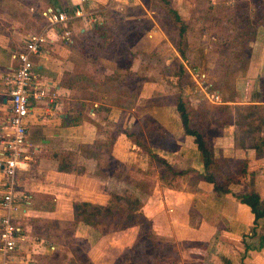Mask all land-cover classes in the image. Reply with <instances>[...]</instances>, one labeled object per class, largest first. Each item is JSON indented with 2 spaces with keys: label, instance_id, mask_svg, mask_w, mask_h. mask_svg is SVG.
I'll return each instance as SVG.
<instances>
[{
  "label": "crops",
  "instance_id": "crops-1",
  "mask_svg": "<svg viewBox=\"0 0 264 264\" xmlns=\"http://www.w3.org/2000/svg\"><path fill=\"white\" fill-rule=\"evenodd\" d=\"M5 1L0 0V4ZM28 1L44 3L39 15L45 24L39 31L47 23L41 15L45 8L62 9L71 13L79 6L85 13L91 12L92 15L78 17L68 25H56L48 29L46 42L32 56L33 71L38 80L47 84L49 93L41 101L32 103V111L27 118V140L32 147L30 165L27 171L18 172L15 181L16 194L22 197L21 201L27 203L26 212L16 215V222L23 231V240L15 253L5 255L0 250V264H64L62 262L65 259L71 263L73 252L62 250V246L52 243V234L41 233L42 230L36 227L32 218L36 220L37 215L38 219L61 221L64 220L62 209L59 208L61 206L68 207L67 214L74 216L73 204L76 202L105 205L112 194L125 188V177L136 173L153 177L150 193L146 195L141 211L151 220L152 226L155 218H158L155 216H160L168 223L164 230L159 229L158 236L161 239L169 242H176L178 239L200 242L204 247L202 264H264V246L259 248V236L264 233V217L255 221L248 206L234 196V193L241 191H256L264 200V147L258 152L253 145L254 137H264L261 131L253 129L247 132L248 136H243L241 124L233 121L219 127L217 136L211 140L215 158L247 162L245 177L241 182L230 186L232 192L218 195L213 191L211 183L201 178H191L194 183L191 189L194 192L188 191L189 200L183 207L185 213L181 211L182 207H174L173 212V207L167 209L162 203L175 201L182 195L183 182H179L178 178L182 180L187 176H176L164 182L161 167L151 159L150 153L165 159L175 171L193 169L196 173L203 174L204 167L194 137L183 132L175 105L170 102H155L157 89L159 93L163 89L165 91L166 84L177 88L172 81L175 74L170 71L172 62L184 66L187 61L179 55L176 45L173 46L166 31L156 22V10L144 0H122L119 4L109 5L107 0ZM151 1L159 5V0H150V3ZM228 2L229 0L170 1L186 23H189L190 15L194 16L193 22L187 23V41L190 46L189 33L192 31H200L204 37L207 27L209 30H216L219 29L216 25L223 23H232L236 30L234 5H228ZM19 4L23 6V2ZM129 6L142 10L143 16L151 19V24L138 40L146 54L141 58L138 54L135 55L130 65L131 74L142 78L138 88L140 95H132L133 103L125 105L124 102H118L111 83L99 80L114 72L115 62L83 52L79 39L85 29L102 21L103 13L121 11ZM3 8L0 7V126L9 115L10 85L6 77L17 66L12 55L23 49L29 34L25 35L24 30L33 27L30 20L24 23L4 18ZM22 10L27 14L34 11L33 7ZM254 11L255 8H251V17ZM263 13V10L258 13V18L255 15L257 22L253 39L249 42L251 51L247 67L235 79L236 94L226 101L233 116L236 106L254 110L264 108V84L261 82V78H264ZM66 28L71 32L69 39L63 36ZM209 36L207 44L215 47L213 54L218 53L216 47H220L223 42L216 43L218 39L214 34ZM202 44L205 42L200 45ZM152 58H156L164 70L146 69ZM101 62L107 63L104 65L106 71L94 72L96 65L93 70L92 65L97 63L101 66ZM141 62L144 64L143 68H140ZM203 74L209 77L208 73ZM106 86L108 90L104 89L106 92H103L102 88ZM147 87L152 89L150 94L145 91ZM216 92L219 93V90ZM159 96L161 98L164 95L160 93ZM136 100L138 103H135ZM208 121V126L211 127L212 121ZM152 126L154 128L151 130ZM2 133L0 129V151ZM162 140L169 143L163 144ZM113 163L116 165L114 169ZM119 166L125 174L120 175ZM3 184L4 175L0 169V198ZM149 208L153 215L147 213ZM191 213L196 215L191 216ZM75 233L74 237L84 240L87 246L95 243L100 236L90 225L81 221L76 223ZM59 253L64 258L62 262L54 261ZM88 260L91 264H96L89 253Z\"/></svg>",
  "mask_w": 264,
  "mask_h": 264
},
{
  "label": "rangeland",
  "instance_id": "rangeland-1",
  "mask_svg": "<svg viewBox=\"0 0 264 264\" xmlns=\"http://www.w3.org/2000/svg\"><path fill=\"white\" fill-rule=\"evenodd\" d=\"M37 1H40V0H37ZM144 1L147 3L148 6H151L152 8H154L156 10V12L158 14L156 13L154 15V18H155L156 22L162 27V29L166 31V33L168 34V36L171 39V43L174 46V44L178 38V35H177V30L175 28V25L170 21L169 16H167L166 13H164L165 11L161 10V6L157 5V3L153 4L152 1L150 3V0H144ZM20 2H23V6L21 4H19ZM232 4L234 5L235 2L233 0H229L228 5H232ZM43 6H44V3H42V4L37 3V2L33 3V1H28V0H24V1L6 0L4 3L0 4V7H4L3 8L4 10L2 11V13H3L2 16H4V18H12V19L18 20L20 22H24V23H26L28 20L32 21L33 27H32V29L24 30L25 35L27 33H30V32H34L37 30L39 31V29L42 28V26L45 24V21L39 15V11L42 10ZM258 6L261 7L262 10L264 11V2L260 1V4ZM27 7H33L34 11L31 14L25 13V11L22 9H26ZM252 7H254V6H252ZM119 13L121 15H123V18H124V19H122L123 21L127 22V20H128V22H129V23L127 22L126 24L125 23L121 24L122 28L130 27V28H128L129 31L126 30V32L130 33V31H133L134 29L138 28V26H140V31H142L143 25H145L148 28L151 24V19L147 18V17L145 18L143 16L144 14L142 13V10L137 9L136 7L125 8V9L119 11ZM108 15L112 16L113 18L120 17V16H116V14L114 15V14H110V13H108ZM27 16H28V18H27ZM193 18H194V16L190 15L189 23L188 22L187 23L191 24L193 22L192 21ZM143 20H145V21H143ZM133 22H134V24H132ZM215 22L219 23L218 20H215ZM205 24H206V22H205ZM216 26L219 29L209 30L207 27L206 31H205L206 35L204 37L202 36L203 33L200 31H192L189 33V35H190L189 40L191 41V46L189 45L186 47L187 57L183 58L184 60H187L184 62V67H185L186 72H185L184 78L182 79L183 80V88L179 89L176 86L177 79H178L176 74L178 73L179 69H178V65L176 64V62L173 61L172 62L173 66L170 67V71L175 74V78L172 81L175 83L174 85L177 88L169 87V85L164 83V84H166V86H165L166 94H163L165 92L163 89V91L160 93H162V95H164V96H162L160 98V96H159L160 93L157 92L159 89H157L155 92V94H156L155 97H157V100H155V102L163 101V102H170L173 104L175 101L176 95L181 93L182 96L186 99L187 98L189 99V97H191L189 99L190 100L189 102L192 105V107L196 108V110L198 109V106L207 104L204 102L205 98H204L203 92H209V91H207L205 85H201V84H203V81H201L199 79L196 80L194 78V75H192L191 71L192 72H194V71L199 72L200 71L202 73H204V72L208 73L209 77L208 76L206 77L207 81L212 85L213 90H215V91L219 90V94H220V97L222 100H226V99L228 100V99L234 97V88L232 89V85H231L232 82L230 84V81L228 82L227 78H226V80L223 79V81H222V80H220V78L217 77V75L221 74V75L226 76V75L234 72L233 71L234 67L239 66L240 64L243 63V61L238 60L237 56H235V54H234L236 51L241 50L243 41H239L237 39L238 33H236V30H234L232 23H230L229 25H227L226 23H223L220 25L217 24ZM143 32L144 31H142V35H143ZM210 34H214L216 39H218V41H216V43L219 41L223 42V43L228 42V46L225 45L224 47H221V48L216 47V50L221 51V54H217L216 52H215V54H213L215 47L209 46L207 44V39L210 38V36H209ZM187 35H188V33L186 34V39L188 38ZM203 42H205V44L200 45ZM170 49L172 50V48H170ZM169 50H168V52H170ZM151 53L153 55L152 51H151ZM137 54L139 55V58H141L143 55L146 54V50L144 49V47L142 46L141 43H138V41L134 45V56ZM154 55H156V54H154ZM119 64H124V59H122ZM95 65H96V67H95ZM104 65L106 66L107 63L101 62V66L97 65V63L96 64L94 63V65H92L91 69L93 70L95 67L94 72L99 71V70L106 71V67ZM109 65H111V64H109ZM115 65H116V62H115ZM140 65H141L140 68L141 67L143 68L144 64L142 62ZM149 68H152L155 70H159V69L164 70V68L162 66H160V64L158 63L156 58H152L151 61L148 62L146 69H149ZM202 69H203V71H202ZM112 73L110 72V74H108V75L106 74L105 77H103L102 79H99V80L103 81L106 84L111 83L113 85V88H115V89H113V94L116 96V98L121 99V96H124V94L126 92H128L127 90L123 89L124 87L126 88V84L123 85L124 84L123 82H126L125 79L129 80L126 83H127V86L130 87V89H133L134 91H136L138 88H140V87H138V84L140 82L138 80L139 77H134L130 72V68L128 70H124L122 68H117V69L115 68L114 74H113L114 79L112 80V78H111V80H110L108 77L110 75H112ZM115 80L117 82H115ZM100 88H102V87H100ZM102 89H103V92H106V91H104V89L108 90V86L103 87ZM192 89L194 90V92H191ZM151 90L152 89L150 87H147L145 91H146V93L149 92V94H150L152 92ZM221 91H224L226 94L224 96H222ZM188 92H191V93H188ZM135 95H137V97H138L140 95V91H139V93H136ZM123 99H124V101L126 100L125 98H123ZM138 100H136L135 103H138ZM126 101L129 102V100H126ZM212 105H215V104H212ZM206 109L208 110L207 112L210 114L211 113L213 114L215 112L214 108L213 109L211 108L212 110L209 108H206ZM205 114H207V113L199 114V120L201 119L203 121V125L206 126V124H210V121H208L210 119H208ZM195 116L197 119V115H195ZM234 118H235V120H237V119L239 120V123L241 124V128L243 130V131H241L243 136H248L247 132L250 130H253V129L257 132L261 131L262 133H264V108H261V109L257 108L254 110V109L245 107V108H243V114L238 115V117H236V115H235ZM235 120H234V122H235ZM212 126H213V129L209 132L204 131L205 129H203L202 126L200 127L203 129V131L205 133L206 132L209 133V136L211 137L210 140H212V138H215L217 136L216 134L219 130V127L215 126L213 123H212ZM153 128H154L153 126L150 127L151 130ZM235 129H237V128H235ZM162 142H163V144L169 143L168 141H164V140H162ZM219 161H221L223 166L224 165L227 166V168L229 170L234 171V170H238L240 168L238 160H228V159L222 160V159H219ZM112 165H113V169H114L116 165L114 163ZM120 169H121V166H119V171H121ZM222 172H224V169L221 170V174H222ZM125 173L126 172L122 170L120 172V175L125 174ZM193 175H194L193 173H189L186 175L187 177H183L182 180L180 178H178L179 182H183L182 183L183 189H184L183 193L180 197H177L176 200L174 199L175 201L169 200V203H165V201H162V203L164 204V207L167 206V209L169 207H173V208L174 207H182L181 211L183 212V207L186 205V203H188V200H189L190 194L188 191H193L191 189V186L194 185V183L191 182V181H193L192 180ZM125 178H126V182H127L124 184L125 188H120L118 191L115 192L116 195L121 197V200H118V201L120 202L121 207H124L127 210H129L131 208L133 210L136 209L137 211H140L142 213L141 207L144 205L145 198H147L146 195H148L150 193L149 187L151 186V183H152L151 179L153 177L152 176H146V175L141 174V173H136L133 176H129V177H125ZM186 189H187V191H186ZM176 202H177V204H175ZM78 205H80V204H78ZM73 206H74V204H73ZM59 208L62 209L61 214L63 213L64 220L60 221V220L38 219V217L36 215L35 218H37V219L35 220L32 218V221L33 222L35 221L34 223H35L36 227H38L42 230V231L39 230L41 233L52 234V236H53L51 238L52 243H54L55 245H58L60 247L62 246L61 247L62 250L67 249V251L70 252L72 250L73 246H75L77 248L76 252H77V255L80 254V257L74 258L75 254L73 252V255L71 256V258L74 260L71 261V263L67 259H65L63 261L64 258L62 257V254L59 253L56 255L57 257L54 258V261H61V262L63 261L62 263H64V264H80L81 261L87 260L86 258H88V253H89V256L91 257V259L93 260V262H95L96 264H109L113 261V258L115 255L114 250H116V249L117 250H125L137 238H140L139 236L144 232V224L139 222V224H136L134 226H130L126 229L116 230V231L108 233L106 235L99 236V238H97V241L95 243H91L88 245L89 246V250H88V246H87L86 242L76 241V239H79V238L74 237V234L76 235V233H75V226L77 223L76 218L73 216V214H71L70 216L67 214V208L68 207L61 206ZM89 209H93V207L89 206L88 210ZM116 209L117 208H115V210ZM174 211H175V208L173 209V212ZM100 212H103V211H100ZM148 212L150 215L154 214L150 208L147 211V213ZM173 212H170V214ZM183 213H185V212H183ZM191 214H193L191 216L196 215V213L195 214L191 213ZM155 217H158V218H155V220L153 221L154 225L152 226V228L154 230V227H156L155 228V234L159 238L160 230H164L167 227L168 223H166L164 220H162V218L160 216H155ZM101 219H102L101 217H98L95 220L100 221ZM125 219L126 218L123 217L120 221L123 222V221H125ZM136 219L138 220L139 218L137 217ZM119 224H121V222H119ZM79 233H80V231H79ZM171 243L176 245L177 251L180 255L182 264H188V262H191V261H189L191 259L202 262V258H203L202 253L204 252V247L200 242L191 241V240L180 241L178 239V241H176V242L172 241Z\"/></svg>",
  "mask_w": 264,
  "mask_h": 264
},
{
  "label": "trees",
  "instance_id": "trees-1",
  "mask_svg": "<svg viewBox=\"0 0 264 264\" xmlns=\"http://www.w3.org/2000/svg\"><path fill=\"white\" fill-rule=\"evenodd\" d=\"M259 4V0H235L234 24L236 33H238L237 39L239 41H243V43L241 50L236 51L234 54L237 56L238 60L243 61V63L234 67L233 71L235 73L232 72L226 76L221 74L217 75V77L222 81L223 79L226 80L227 78L228 82L230 81V84L232 82V89L234 88L237 75L241 72H244L247 67V62L251 51L249 42L253 39L257 22L255 15L261 13L262 11V8L258 6ZM159 6H161V10L165 11L164 13L169 16L170 21L175 25L178 35L175 45L179 55L182 58L187 57L186 47L189 46V43L186 39V34L188 31L187 23L182 19L178 11L171 5L170 0H159ZM252 6H254L255 11L251 17L250 10L253 8ZM133 7L135 6H129L126 8ZM108 13L114 15L116 14V16L120 17L113 18L112 16H109ZM122 19H124L123 15H121L119 11L116 10L103 13L102 21L96 22L94 26L85 29L80 34L79 43L83 52L113 60L116 62V69L122 68L124 70H128L134 56V45L140 39L142 31L147 30V27L143 25L142 31H140V26H138V28L130 31L129 33L126 32V30L129 31L128 28L130 27L122 28L121 26L123 23L126 24L128 20L125 22ZM132 24H134V22ZM225 45L228 46V42L221 43L220 47L218 48L224 47ZM217 54H221V51H218ZM122 59H124V64H119ZM176 64L178 65L179 69L178 73L176 74L178 78L176 86L179 89H182V79L184 78L186 71L184 66L179 63ZM113 74L114 72L108 77L110 80L111 78L112 80L114 79ZM125 80L126 82L129 81L128 79ZM138 80L142 82V78H138ZM115 82L117 81L115 80ZM126 82H123V85L126 84V88L124 87L123 89L127 90L128 92H126L124 96H121V99H117L120 104H123L124 102L125 105H131L133 103L131 102V96L133 95L136 97L137 95L135 94L139 93V90L137 89L134 91L133 89H130ZM140 82L138 87L141 86ZM261 82L264 84V78H261ZM221 93L222 96L226 94L224 91H221ZM234 94H236V92H234ZM123 98L129 100V102L126 100L124 101ZM189 99L184 98L180 93L176 95L173 104L175 105L176 111L178 112L184 134L194 137V142L196 143L197 149L200 153V159L203 163L204 173L198 174L193 169L175 171L165 159L160 158L155 153H150L151 159L161 167V175L164 182H168V180H171L176 176H184L189 173H193V180L201 178L211 183L213 185V191L218 195L232 192L230 190V186L241 182V180L245 177L247 162L245 160H238L240 168L234 171L228 170L227 166L225 165L223 166L221 161L214 157L213 143L210 140L211 137L209 136V133L204 132L211 131L213 126L209 127L208 124L205 126L203 125V121L201 119L199 120V114L207 113L205 114L206 117L210 119L215 126L222 127L233 122L234 116L230 111V105L226 103V101L229 99L222 100L221 103H217L215 105H212L211 102L205 100L204 102L207 104L200 105L201 107L198 106L197 110L195 107H192ZM262 99L264 100V93ZM205 107L209 109L214 108L215 112L210 114L207 112L208 110ZM243 108L245 107L236 106V117L243 114ZM195 115H197V119ZM235 122L239 123V120L237 119ZM201 126L203 129H205L204 131L202 128H200ZM253 145L256 151L259 152V149L264 147V137H254ZM222 168L224 169V172L221 174V170H223ZM234 196L241 203L248 206L254 215L255 221L264 217V200L261 199L258 192L241 191L234 193ZM118 200H121V197L116 194H112L105 205H93L87 202H80L74 204L73 206L74 217L76 218V221H81L84 224L90 225L96 232L99 233L100 236L106 235L116 230L126 229L130 226L139 224V222L144 224V232L139 236L140 238H137L125 250H114L115 255L111 264H182L176 245L169 241L163 240L160 237L158 238L152 228V222L150 219H148L143 213L137 211L136 209L133 210L130 208L127 210L124 207H121ZM89 206L93 207V209L88 210ZM115 208L117 209L115 210ZM98 217H101L102 219L100 221L95 220ZM123 217L126 219L122 222L120 220ZM137 217L139 218L138 220L136 219ZM119 222H121V224H119ZM259 240L260 248L261 246H264V233L259 236ZM76 241L85 242L82 239H76ZM76 249L77 248L73 246V251H71L75 254L74 258H79L80 254L77 255ZM86 259V261H81L80 264H91L88 258ZM189 261L191 262H188V264H202V262L193 259Z\"/></svg>",
  "mask_w": 264,
  "mask_h": 264
},
{
  "label": "built area",
  "instance_id": "built-area-1",
  "mask_svg": "<svg viewBox=\"0 0 264 264\" xmlns=\"http://www.w3.org/2000/svg\"><path fill=\"white\" fill-rule=\"evenodd\" d=\"M84 1V0H82ZM235 2V0H233ZM264 2V0H259ZM122 0H107L109 4H119ZM42 16L46 19L45 27L27 35L23 49L13 53L12 58L17 61L16 68L6 77L10 85V109L5 122L0 126L1 134L0 169L4 175L3 194L0 198V250L5 255L15 253L23 240L22 228L16 222L17 214L26 212V201L15 192V181L18 172L27 171L31 160V145L27 140V118L32 111V103L41 101L48 95L46 83L38 80L33 71L32 56L39 52L47 40L46 32L56 25H68L78 17L91 16V12L85 13L81 7L75 8L71 13L66 10L45 8ZM63 36L71 37L69 29H65ZM196 80L203 81L207 91L203 92L204 100L211 103H221L220 94L213 90L202 72H192ZM200 85V86H201ZM24 202V203H23ZM23 203V204H22Z\"/></svg>",
  "mask_w": 264,
  "mask_h": 264
}]
</instances>
